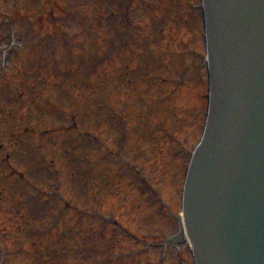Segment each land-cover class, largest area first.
I'll return each mask as SVG.
<instances>
[{
    "label": "rangeland",
    "instance_id": "374dc122",
    "mask_svg": "<svg viewBox=\"0 0 264 264\" xmlns=\"http://www.w3.org/2000/svg\"><path fill=\"white\" fill-rule=\"evenodd\" d=\"M198 2L0 0L1 264H193L149 243L173 232L204 116Z\"/></svg>",
    "mask_w": 264,
    "mask_h": 264
},
{
    "label": "water",
    "instance_id": "95a60500",
    "mask_svg": "<svg viewBox=\"0 0 264 264\" xmlns=\"http://www.w3.org/2000/svg\"><path fill=\"white\" fill-rule=\"evenodd\" d=\"M211 112L184 197L197 264H264V0H204Z\"/></svg>",
    "mask_w": 264,
    "mask_h": 264
},
{
    "label": "trees",
    "instance_id": "16d2710c",
    "mask_svg": "<svg viewBox=\"0 0 264 264\" xmlns=\"http://www.w3.org/2000/svg\"><path fill=\"white\" fill-rule=\"evenodd\" d=\"M50 19H52L53 20V18H54V16L52 15V13H50ZM40 18H42L43 19V16L41 15V17ZM62 30H58L57 29V33H58V35H59V38H61L62 39V37H61V34L62 35H66V34H63V32H61ZM66 37V36H65ZM59 40L58 41V39H55V45H57L58 44V46L59 45H61V44H63V42H62V40ZM77 56V58H85V56L84 55H76ZM99 65H102V61L101 60H94V64H93V66H92V68H91V70L93 69V71H95V73L96 72H98L99 70ZM125 71H127V72H129V68L128 67H126V70ZM87 84V83H86ZM103 84H104V82H102V84L101 83H96L94 86H93V89L94 90H102L103 88H104V86H103ZM88 90V86L86 85V90L85 91H87ZM23 223H27L26 221H23Z\"/></svg>",
    "mask_w": 264,
    "mask_h": 264
},
{
    "label": "bare ground",
    "instance_id": "6f19581e",
    "mask_svg": "<svg viewBox=\"0 0 264 264\" xmlns=\"http://www.w3.org/2000/svg\"><path fill=\"white\" fill-rule=\"evenodd\" d=\"M182 238H186V236L183 234L182 236H181Z\"/></svg>",
    "mask_w": 264,
    "mask_h": 264
}]
</instances>
